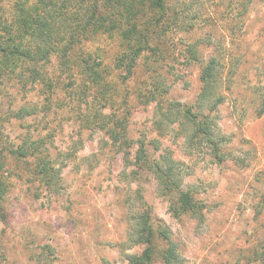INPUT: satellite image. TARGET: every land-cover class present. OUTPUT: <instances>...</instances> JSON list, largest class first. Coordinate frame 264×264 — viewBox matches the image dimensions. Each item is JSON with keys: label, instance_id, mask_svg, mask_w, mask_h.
<instances>
[{"label": "rangeland", "instance_id": "obj_1", "mask_svg": "<svg viewBox=\"0 0 264 264\" xmlns=\"http://www.w3.org/2000/svg\"><path fill=\"white\" fill-rule=\"evenodd\" d=\"M1 5L9 14L13 0ZM170 8L180 19L165 21L157 52L130 73L115 66L123 47L103 34L73 51V75L54 55L42 81L0 85V264H129L144 247L129 240L136 210L167 230L177 264H264V0ZM84 53L101 60L99 83L84 74ZM211 57L224 100L197 107L209 116L206 137L172 108L194 103ZM140 147L177 162L176 189L163 192L154 172L137 168ZM180 190L193 207L175 214Z\"/></svg>", "mask_w": 264, "mask_h": 264}, {"label": "trees", "instance_id": "obj_2", "mask_svg": "<svg viewBox=\"0 0 264 264\" xmlns=\"http://www.w3.org/2000/svg\"><path fill=\"white\" fill-rule=\"evenodd\" d=\"M1 3L2 0L0 85L13 81L23 89H26L28 83L34 84L45 78L44 65L54 55L58 58V71L63 75H73L69 72L73 51L103 34L115 37L119 47H123L115 56V66L130 73L142 53L147 50L157 52L156 42L164 38L159 28L165 21L168 19L176 23L180 19L176 11H170V0H13V8L9 14L2 11ZM97 59L84 53L80 60L84 74L93 82L99 83L103 71L99 69L101 60ZM214 60V57L208 59L201 69L200 88L194 103L189 106L174 103L172 108L176 115L196 123L197 129L206 137L209 135V116L203 113L199 115L197 109H203L207 105L213 111L224 100V95L216 92L221 81V70ZM194 107L196 109L193 110ZM19 112L22 113L23 110ZM263 112L264 105L258 114ZM171 114L167 113L166 116ZM2 140L0 132V142ZM38 140L32 139L28 146L36 150ZM142 147L134 153L137 168L154 172L163 192L176 189L173 176L177 162L163 154L152 159ZM4 149L11 155L24 154L12 146ZM51 168L48 161H45L41 164L39 173L47 175ZM2 182L0 178V196L4 192ZM192 207V196L188 191L180 190L171 208L175 214H179ZM129 240L132 245L144 246L139 255L129 258V264H154L156 255L162 264L178 263L176 247L167 230L157 226L147 211H135Z\"/></svg>", "mask_w": 264, "mask_h": 264}]
</instances>
